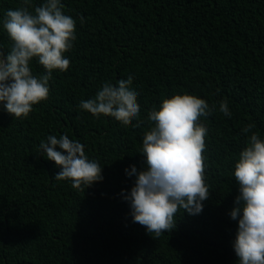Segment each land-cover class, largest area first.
Instances as JSON below:
<instances>
[{
	"label": "trees",
	"instance_id": "obj_1",
	"mask_svg": "<svg viewBox=\"0 0 264 264\" xmlns=\"http://www.w3.org/2000/svg\"><path fill=\"white\" fill-rule=\"evenodd\" d=\"M45 0H30L29 11ZM76 22L65 53L67 71L54 70L46 101L15 118L0 102V264H239L234 244L240 195L234 176L248 146L247 124L264 139V0H61ZM23 0H0V51L13 46L3 19ZM83 17V22H81ZM34 75L47 74L33 58ZM133 77L139 127L82 110L104 83ZM176 94L205 99L203 211L180 209L176 226L156 238L135 223L125 195L147 167L141 154L148 113ZM227 100L231 117L219 111ZM62 135L84 145L103 180L83 190L57 180L60 168L40 145ZM58 151H63L57 148ZM66 154V153H65ZM126 169L128 170L126 172ZM242 216V212H241Z\"/></svg>",
	"mask_w": 264,
	"mask_h": 264
},
{
	"label": "clouds",
	"instance_id": "obj_2",
	"mask_svg": "<svg viewBox=\"0 0 264 264\" xmlns=\"http://www.w3.org/2000/svg\"><path fill=\"white\" fill-rule=\"evenodd\" d=\"M23 5L7 11L3 28L13 46L7 55L0 51V102L15 118H26L33 105L48 99L52 72L68 70L70 60L65 53L76 40V22L64 14L61 0H45L35 7L34 14L29 11L30 0H23ZM33 58H38L47 74H33ZM132 83V76L119 80L117 85L104 83L96 96L81 101L79 108L97 117H113L125 127L135 119L133 127H139V93ZM215 110L216 105L205 99L176 94L164 99L159 110L154 108L148 113L147 120L154 126L146 133L141 149L147 167L137 172L132 166L128 175L135 174L137 179L125 199L130 203L134 222L145 226L156 238L175 228L174 217L180 209L190 215L199 214L203 202L210 197L204 156L208 130L200 118ZM219 111L232 116L227 100L219 102ZM254 127L247 124L242 129L251 135L234 170L240 195L231 217H239L234 244L239 264H264V139L252 131ZM40 147L46 158L60 168L55 178L70 180L74 189L83 190L82 185L89 188L103 180V169L96 160L89 159L78 140L68 135H50Z\"/></svg>",
	"mask_w": 264,
	"mask_h": 264
}]
</instances>
